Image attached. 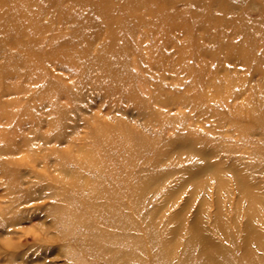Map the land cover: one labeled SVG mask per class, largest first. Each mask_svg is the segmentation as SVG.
<instances>
[{
  "label": "rangeland",
  "instance_id": "obj_1",
  "mask_svg": "<svg viewBox=\"0 0 264 264\" xmlns=\"http://www.w3.org/2000/svg\"><path fill=\"white\" fill-rule=\"evenodd\" d=\"M196 225L264 264V0H0V264H201Z\"/></svg>",
  "mask_w": 264,
  "mask_h": 264
},
{
  "label": "bare ground",
  "instance_id": "obj_2",
  "mask_svg": "<svg viewBox=\"0 0 264 264\" xmlns=\"http://www.w3.org/2000/svg\"><path fill=\"white\" fill-rule=\"evenodd\" d=\"M154 224L156 225L155 227L158 228L159 225H162V224H157L154 222ZM246 228H247V234L248 236H255L256 235V230H255V227L253 225V223L251 222L250 219H248L246 221ZM200 231H198V226L196 225L194 227V232L193 234H191V236H188V239H187V251L191 253L193 252V248L195 247H199V249L201 250H204V253H205V256L203 257V261L201 259V264H206L207 262V257H208V251L210 250L211 246H213V244H209L208 240L205 239L202 235L200 236ZM149 239L152 243L154 244H159L161 241H163V236H162V233H157L156 230H152L149 231ZM171 242H172V239H171ZM248 243V242H247ZM175 244V243H174ZM163 248H157L156 252H155V255L158 257L159 261H165V257L167 259H169L170 263L173 262V264H176V253L174 254L175 252V248H174V245H173V242H172V250L171 248H167L164 247L163 245H161ZM174 249V250H173ZM200 250V251H201ZM164 252H166L168 255H165ZM171 252L172 254L174 255H171ZM190 253V254H191Z\"/></svg>",
  "mask_w": 264,
  "mask_h": 264
}]
</instances>
